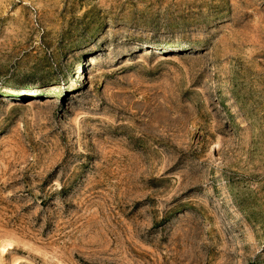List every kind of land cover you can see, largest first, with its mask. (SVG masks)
Masks as SVG:
<instances>
[{"label":"rangeland","instance_id":"obj_1","mask_svg":"<svg viewBox=\"0 0 264 264\" xmlns=\"http://www.w3.org/2000/svg\"><path fill=\"white\" fill-rule=\"evenodd\" d=\"M0 264H264V0H0Z\"/></svg>","mask_w":264,"mask_h":264}]
</instances>
